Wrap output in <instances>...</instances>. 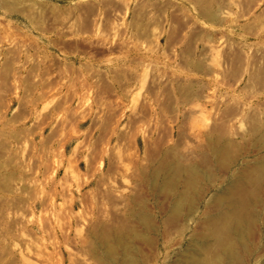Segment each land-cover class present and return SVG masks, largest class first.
<instances>
[{"label":"rangeland","instance_id":"374dc122","mask_svg":"<svg viewBox=\"0 0 264 264\" xmlns=\"http://www.w3.org/2000/svg\"><path fill=\"white\" fill-rule=\"evenodd\" d=\"M263 156L264 0H0V264H224L192 236Z\"/></svg>","mask_w":264,"mask_h":264},{"label":"bare ground","instance_id":"6f19581e","mask_svg":"<svg viewBox=\"0 0 264 264\" xmlns=\"http://www.w3.org/2000/svg\"><path fill=\"white\" fill-rule=\"evenodd\" d=\"M215 154H217L219 157L224 155L222 150H216ZM189 173L190 184L188 183V186L191 188L195 182L197 183L196 180L201 178V174L197 173L196 170H191ZM247 173L248 175L235 177V179L229 183L228 187L222 191V195L217 198L220 212L214 215H208V236H192V242L197 243L199 246V248L196 250L197 254L200 250H209L215 247L220 254V258L223 261L222 263L242 264L244 259L243 254L253 256L256 253L264 252V235L260 244L258 243L250 246H247L246 244L250 229H252V227L257 224L259 219L262 221L261 224L264 233V200H260L262 196H260L258 193L259 190L258 192L253 191L252 193L248 189L250 179H252L251 181H254V183L257 182L256 184L264 186V156L258 158L253 171L251 173ZM252 174H254V177L250 176ZM176 177L177 175H174L173 180ZM173 180H169L165 186L170 189L173 188ZM184 198L185 197L180 199L181 201L178 199L180 202L177 200L179 203H175L174 205V212L178 215L180 214V209L183 207V202L185 201ZM254 203L260 204L262 209L259 211H254ZM190 246L192 247L193 244ZM108 252H111V250ZM210 258L212 257L210 256ZM210 258H208L207 262L205 261L203 264H211L212 259L210 260ZM213 259L215 260L214 257ZM184 264L201 263H199L196 258L193 257L186 259Z\"/></svg>","mask_w":264,"mask_h":264}]
</instances>
